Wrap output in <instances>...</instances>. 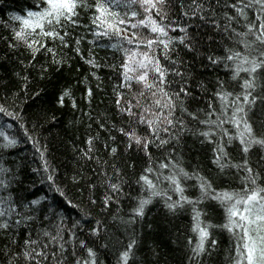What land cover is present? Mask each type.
<instances>
[{
  "label": "snow or ice",
  "instance_id": "6c2138e0",
  "mask_svg": "<svg viewBox=\"0 0 264 264\" xmlns=\"http://www.w3.org/2000/svg\"><path fill=\"white\" fill-rule=\"evenodd\" d=\"M9 22L15 26L0 22L12 34L11 41L4 38L7 48L16 52L23 47L29 57L25 70H38L41 80L51 74L49 69L70 68L68 60L79 58L89 66L96 91H103V77L97 74L102 69L111 70L118 83L112 121L84 113L89 127L96 123L107 134L105 141L99 133L90 136L82 153L97 164L96 180L82 173L72 177L75 184L84 181L90 192L105 189L99 214L112 223L92 218L94 225L82 238V222L69 226L48 207L47 196L25 203V197L14 194L20 183L17 171L0 164L4 264H105L103 256L113 247L116 264H140L138 226L154 202L173 216L190 211L195 243L186 240V264H219L217 232L229 235L228 264H264V0H23ZM181 48L212 76L196 77ZM65 51L74 57L65 59ZM38 56L48 57L47 67ZM20 78L27 94L31 81L27 75ZM83 83L82 99L91 108L94 89L88 77ZM66 102L83 112L70 87L56 98L60 108ZM0 114L33 140L17 112L0 104ZM50 119L55 121L54 113ZM11 128L0 125L2 150L18 146L16 136L5 130ZM190 138L204 150L206 164L185 167ZM94 140L102 143L106 159L93 155ZM37 151L49 187L64 196L44 159L46 146ZM131 176L139 186L135 197L125 191L132 187ZM125 198L134 201L127 218L118 212ZM217 214L221 219L215 222Z\"/></svg>",
  "mask_w": 264,
  "mask_h": 264
},
{
  "label": "trees",
  "instance_id": "16d2710c",
  "mask_svg": "<svg viewBox=\"0 0 264 264\" xmlns=\"http://www.w3.org/2000/svg\"><path fill=\"white\" fill-rule=\"evenodd\" d=\"M22 3L23 0H0V22L11 23L15 26V22H9V16ZM4 23H0V104L17 112L23 118L20 123L25 124L33 140L23 137L17 122L0 114V125L12 124L11 129L5 130L10 136H16L19 141L15 148L0 149V164L17 171L20 183L15 185L14 194L25 197V203L30 199L47 196L48 207L55 210L58 217H63L69 226L73 221L82 222L85 231L79 234L82 238L87 239L85 233L94 225L92 218L106 219L109 224L112 223V219L99 214L98 203L105 191L103 187H98L94 192H90L84 181L80 184L72 182V177L81 173L86 179L96 180L93 170L99 171L97 164L94 161L83 159L82 153L87 151L86 142L90 136H96L99 133L101 141L107 140V134L99 129L96 123H92L89 127L90 121L84 113L91 111L92 116L97 120L106 117L112 121L115 111L113 88L118 80L111 70L102 69L97 74L103 77V91H96L95 81L89 76V66L79 58L68 60V63L71 64L70 68L65 66L58 72L49 69L51 74L41 80L38 70H25V65L29 63V57L23 47H20L16 52L7 48L4 38L11 41L12 34L10 29L4 26ZM173 35H178V33ZM104 54V52L99 53L100 56H104ZM180 55L190 65V70L196 77L210 78L212 76L210 69L202 67L198 59L194 61L190 54L184 53L182 48ZM64 57L65 59L74 57V54L71 51H65ZM37 59L47 67L45 63L48 60L47 56H38ZM24 75H27L31 81L27 94L21 91L24 81L20 77ZM220 75L223 76V72H220ZM85 77L89 79L88 86H92L94 89L91 108L87 107L82 99L86 88L83 83ZM66 87L72 89L78 108L83 109V112L73 110L67 102L63 108L56 104L57 95ZM40 89H44L41 96L35 97L34 92ZM204 99L206 100L207 97ZM200 106L203 107L204 104L201 103ZM45 113L47 117H45ZM53 113L56 117L55 121L50 119ZM33 141L39 143L34 147ZM2 142V138H0V143ZM93 144L95 148L93 155L106 159L102 143L94 140ZM45 146L44 159L48 161L50 170H54L56 184L65 193L64 196H60L58 192L49 187L46 174L43 172L44 161L37 148L44 151ZM184 152L185 167L189 165L194 167L197 163L206 164L207 162L204 150L200 148L199 144L194 145L191 138L188 139ZM132 158L139 159L136 155H133ZM119 166H122V163ZM33 169L39 171L33 172ZM136 171L139 172V168ZM135 179V176H131L132 187L125 188V191L130 192L132 197L137 195L139 189V186L135 184ZM90 199L97 200V204H91ZM133 204L132 200L122 199L118 209L119 215L127 218ZM112 211L113 213L117 212L116 206H113ZM85 217L89 219L86 220ZM220 219L219 214L215 215V222ZM191 224L190 211L173 216L167 212L162 203L154 202L146 210L144 222L138 226L140 243L136 253L137 260L140 261V264H186L188 252L186 240L190 237L195 243V235L190 231ZM147 225L151 226L147 227ZM216 235L221 251L215 259L219 264H228L227 250L231 247L229 235L227 232H217ZM121 239L123 240L124 237L121 236ZM2 245L3 241H0V246ZM152 250H155L159 255L154 256ZM103 259L105 264H116V248L113 247L109 253L103 256ZM0 264H4L2 259H0Z\"/></svg>",
  "mask_w": 264,
  "mask_h": 264
}]
</instances>
